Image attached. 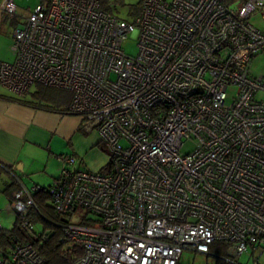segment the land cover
<instances>
[{
  "label": "built area",
  "instance_id": "built-area-1",
  "mask_svg": "<svg viewBox=\"0 0 264 264\" xmlns=\"http://www.w3.org/2000/svg\"><path fill=\"white\" fill-rule=\"evenodd\" d=\"M0 9L19 19L0 85L20 97L35 84L70 93L69 114L106 149L99 171L69 170L77 158L62 157L49 188L56 213L94 220L81 225L76 214L63 226L83 250L74 264H178L184 251L207 255L214 242L233 257L250 247L260 264L264 73L251 77L249 66L264 54V31L251 22L264 17V0H140L130 20L100 0L43 1L26 15L4 0ZM130 35L134 57L123 48ZM186 142L194 148L182 154ZM5 170L16 183L11 208L25 212L40 187ZM0 264L44 260L24 243L0 251Z\"/></svg>",
  "mask_w": 264,
  "mask_h": 264
},
{
  "label": "crops",
  "instance_id": "crops-1",
  "mask_svg": "<svg viewBox=\"0 0 264 264\" xmlns=\"http://www.w3.org/2000/svg\"><path fill=\"white\" fill-rule=\"evenodd\" d=\"M43 1L46 0H36L32 8ZM3 2L4 0H0V5ZM14 2L18 6L22 5L21 0ZM18 6L16 5L17 15L31 12V9L19 10ZM253 17H258L256 21L259 20L261 25L264 24V17L256 13L251 18L252 24L264 31V28L255 24ZM15 23L18 21L10 22L0 9V63L13 62L14 57L9 51L12 32L7 43L2 39V34H6L10 27L13 29ZM31 88L21 97L8 90H0V175L5 174L9 179L3 180L4 186L0 191V197L3 196L10 205L11 193L15 186L8 188L6 193L4 190L13 183L14 178L5 168L13 169L14 175L27 188L34 184L48 187L54 183L63 167L60 157L63 154L56 152L61 141L67 142L69 149L64 156L77 158L75 165L67 166L69 170L99 171L105 168L108 162V158L98 151V149L102 150L98 147L100 141L94 129L87 130L82 119L77 115L63 114L62 106L55 109H46L44 105L39 107L32 100ZM94 146L98 149L90 150ZM40 171L44 172L46 179L40 175L42 174ZM37 173L40 177L33 181L31 174ZM47 178H51L50 181Z\"/></svg>",
  "mask_w": 264,
  "mask_h": 264
},
{
  "label": "trees",
  "instance_id": "trees-1",
  "mask_svg": "<svg viewBox=\"0 0 264 264\" xmlns=\"http://www.w3.org/2000/svg\"><path fill=\"white\" fill-rule=\"evenodd\" d=\"M244 1L245 0H223L224 4L227 6L239 5ZM100 7L104 11H110V8L106 4V0H100ZM138 13L139 4H137L133 13L130 14V17ZM37 86L36 91L31 95L32 100L39 107L44 105L46 109H55L62 106L61 111L63 114H69L68 108L72 98L70 93L41 85ZM52 91L58 92V94L48 98L46 95L50 94ZM98 147H100V145H98ZM104 169L105 168L102 170ZM51 185L48 187L37 185L40 187V190L33 192L31 195L33 206L27 208L25 212H18L12 209L16 216L12 228L5 229L2 226L0 228V251L4 254L10 253V251L15 249L18 245L29 243L43 258L44 264H74L82 255V247L66 240L64 237L63 226L70 222L73 215L76 214L80 216L79 224L81 225H90V222L94 220L89 218L87 216L88 214L81 210L75 211L74 214L69 213L67 216L56 213L49 193ZM14 186L15 182L13 181V183L6 187L4 192L6 193L8 188ZM22 217L24 218L22 219ZM24 221H26V225ZM37 225L41 226L42 229L40 231H35ZM229 248L230 246L228 243L214 242L210 244L209 252L206 256H215L218 259L224 258L227 256Z\"/></svg>",
  "mask_w": 264,
  "mask_h": 264
},
{
  "label": "rangeland",
  "instance_id": "rangeland-1",
  "mask_svg": "<svg viewBox=\"0 0 264 264\" xmlns=\"http://www.w3.org/2000/svg\"><path fill=\"white\" fill-rule=\"evenodd\" d=\"M21 1H22L21 6H18V4H16L18 6L19 10L31 9V11L33 10V8H32L33 4L36 2V0H21ZM139 1L140 0H106V4L110 8L109 13L113 14L114 16H116L120 19H130L131 18L130 14L133 13L135 7L137 6V4H139ZM16 3H18V2H16ZM18 12H21V11H18ZM18 15H21V14L19 13ZM257 18L258 17H256V18L253 17V20L255 19L254 20L255 24L259 25L260 28H264V27H262V26H264V24L261 25V23L258 22L259 20L256 21ZM18 21H19V19H18ZM11 32H12V27L9 28V31L6 34H2V39H4V41L6 43L8 42V39L10 37ZM123 48H124V51L126 52V54L128 56H131V57L136 56L138 49H137V41L134 39V35L129 36V38L125 41ZM9 51H10V46H9ZM10 54H11V51H10ZM249 68H250V76L251 77H255V76H258L259 74H262V72H264V54H259V55L255 56L252 59V62L250 64ZM37 87H38L37 84L33 85L31 88V93H33L32 91L36 90ZM0 90L7 91L2 86H0ZM233 91H234L233 89H229L227 103H230ZM56 94H58V92L52 91L50 94H48L46 96L48 98H51L53 95H56ZM257 99L264 100V94H257ZM66 143L67 142L61 141L58 144V148H56V152H60L61 154H63L60 157H64V155L68 152L67 151L68 147H67ZM99 145H100L99 148L103 152L100 151L97 146L91 147L90 150L98 149V151L103 156L107 157L105 147L101 144V142L99 143ZM193 148H194L193 142H186L182 146L180 152L182 154H187L191 150H193ZM97 159H98V157L95 158V160H97ZM41 171H43L42 168H41ZM41 171H40V173H42V174H40V175H42L46 179L44 172H41ZM40 175L38 173L37 174H31V179L33 181H36V179L38 177H40ZM50 179L51 178H49V179L47 178V180H49V181H50ZM3 180L4 181L9 180L6 178L5 174L0 175V191L3 189L2 186H4ZM0 206H1L0 207V210H1L0 224L5 229H11L12 225L16 219L14 211L12 210L10 203H8V201L3 196L0 197ZM89 218H93V217L91 215H89ZM41 229L42 228L40 225H37L35 227V231H40ZM259 250L260 249H258V251ZM250 252H251V248L248 247L247 253H243L239 257H233L232 255H230V252H228L227 256H225L224 258L218 259L215 256H206L203 254H195L192 252L184 251L181 255V258H180L178 264H253L254 258L257 257L259 253L257 251L254 253H250ZM259 262H260V264H264V254H262L259 257Z\"/></svg>",
  "mask_w": 264,
  "mask_h": 264
}]
</instances>
